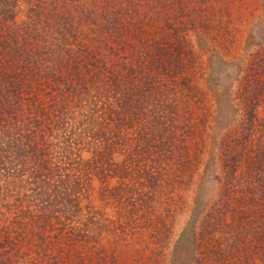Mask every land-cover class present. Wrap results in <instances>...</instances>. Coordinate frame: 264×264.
Wrapping results in <instances>:
<instances>
[{
    "label": "trees",
    "instance_id": "obj_1",
    "mask_svg": "<svg viewBox=\"0 0 264 264\" xmlns=\"http://www.w3.org/2000/svg\"><path fill=\"white\" fill-rule=\"evenodd\" d=\"M185 1L0 0V264L117 263L107 225L85 219H130L163 182L174 143L151 137L175 135L198 92L197 46L173 25ZM255 68L239 77L246 119L221 153L229 187L264 203V57ZM253 212L264 219V204Z\"/></svg>",
    "mask_w": 264,
    "mask_h": 264
},
{
    "label": "rangeland",
    "instance_id": "obj_2",
    "mask_svg": "<svg viewBox=\"0 0 264 264\" xmlns=\"http://www.w3.org/2000/svg\"><path fill=\"white\" fill-rule=\"evenodd\" d=\"M193 2L185 1L177 18L182 23L175 19L173 25L186 29L197 46L198 57L195 65L190 59L188 71H193L198 92L181 105L184 114L175 135L170 126L151 137L174 143L159 156L163 182L155 194L134 203L130 219L115 214L117 219H85L90 232L96 231L92 222L107 225L110 231L102 235L107 233L106 240L113 236L105 246L120 245L115 246L116 264H264V219L253 212L264 204L263 193L229 187L221 153L246 119V106L236 96L243 68L253 70L264 57V0H202L195 9ZM255 108L261 127L264 101ZM116 147L120 162L118 148L124 147ZM148 150L146 159L154 163L159 151ZM92 186L97 189V182ZM238 212L245 218L234 219ZM169 239L176 251L165 252Z\"/></svg>",
    "mask_w": 264,
    "mask_h": 264
}]
</instances>
